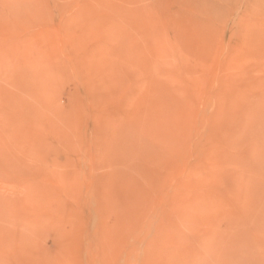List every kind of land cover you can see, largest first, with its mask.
Instances as JSON below:
<instances>
[{
    "label": "rangeland",
    "instance_id": "1",
    "mask_svg": "<svg viewBox=\"0 0 264 264\" xmlns=\"http://www.w3.org/2000/svg\"><path fill=\"white\" fill-rule=\"evenodd\" d=\"M1 174L0 264H264V0H0Z\"/></svg>",
    "mask_w": 264,
    "mask_h": 264
},
{
    "label": "bare ground",
    "instance_id": "2",
    "mask_svg": "<svg viewBox=\"0 0 264 264\" xmlns=\"http://www.w3.org/2000/svg\"><path fill=\"white\" fill-rule=\"evenodd\" d=\"M1 167H2V166H1ZM2 173H3V172H2ZM10 173H11V172H10ZM3 174H4V173H3ZM14 175H16V174H14ZM1 176H2V174L0 175V177H1ZM16 176H17V175H16ZM6 177H7V176H6ZM6 177H5V178H6ZM3 178H4V177H3ZM21 178H22V177H21ZM8 179H9V178H8ZM8 179H7V180H8ZM16 262H17V261H16Z\"/></svg>",
    "mask_w": 264,
    "mask_h": 264
}]
</instances>
